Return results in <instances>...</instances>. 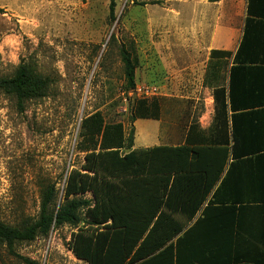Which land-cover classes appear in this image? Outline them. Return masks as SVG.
<instances>
[{
    "label": "rangeland",
    "instance_id": "374dc122",
    "mask_svg": "<svg viewBox=\"0 0 264 264\" xmlns=\"http://www.w3.org/2000/svg\"><path fill=\"white\" fill-rule=\"evenodd\" d=\"M110 2L0 0V78L24 64L51 81L48 95L23 111L0 91V221L8 225L36 221L51 186L62 202L68 174L84 163L81 122L93 113L124 124L128 136L137 99L175 98L161 112L159 144L175 145L185 110L197 123L206 101L164 95L169 88L178 93L184 66H202L213 49L233 51L245 14V0H116L113 21ZM124 44L138 59L135 90L125 79ZM182 97L192 99L180 104ZM77 231L52 229L16 243L15 251L39 264H87L71 250ZM0 264L23 263L0 244Z\"/></svg>",
    "mask_w": 264,
    "mask_h": 264
},
{
    "label": "trees",
    "instance_id": "16d2710c",
    "mask_svg": "<svg viewBox=\"0 0 264 264\" xmlns=\"http://www.w3.org/2000/svg\"><path fill=\"white\" fill-rule=\"evenodd\" d=\"M109 17L116 19V0L110 2ZM120 54L127 85L135 90L138 59L125 44ZM231 59L227 92L218 72ZM245 64L264 72V0H247V18L235 54L218 49L210 52L204 83L214 89L215 115L208 133L198 130L188 114L186 118L192 121L184 144L132 149L134 129L127 136L124 124L107 123L101 112L85 117L79 144L85 152L84 163L68 174L62 202L57 204L54 186L46 189L36 221L22 226L0 221V244L23 264H39L17 254L15 244L71 226L78 228L71 250L87 264H264V242H257L243 226L244 212L249 209L256 220L260 216L263 220L264 204L259 201L264 199L226 195L233 170L243 162H257L258 152L264 151V147H239L243 138L237 127L233 72ZM260 81L258 96L264 97V80ZM50 82L20 64L12 77L0 78V91L15 98L23 111L28 101L48 95ZM166 103L165 97L137 99L131 108L132 122L159 120ZM245 106L264 110V99ZM238 176L236 183L241 187ZM249 179L256 190L257 175L250 174ZM220 180L213 199L194 221ZM248 242L253 246L248 248Z\"/></svg>",
    "mask_w": 264,
    "mask_h": 264
},
{
    "label": "crops",
    "instance_id": "0c3cea01",
    "mask_svg": "<svg viewBox=\"0 0 264 264\" xmlns=\"http://www.w3.org/2000/svg\"><path fill=\"white\" fill-rule=\"evenodd\" d=\"M247 18V0H245V14L243 17L242 27L240 29L239 36L237 40L235 39V47L233 51L226 50L236 53L240 42L242 40L244 26ZM224 50V49H218ZM211 52V51H210ZM210 52L207 57L205 63H202V66L195 65L194 67L190 66L183 67V70L179 72V89L178 93L173 92L171 88H169L164 96H204V100L206 101L204 104V109L199 117V129L203 133H208L214 119L215 115V108H214V98H213V88L205 85V77L208 71L209 59H210ZM233 66L232 59L229 63L221 69L219 75L222 77V85L226 87L227 92L229 91L230 86V78H231V67ZM197 69L198 71H195ZM193 71V72H190ZM233 81H234V96L235 98V105H237L238 114H239V122H237V127L239 128V133L241 134V138H243V142L239 146L241 150H245L251 147H264V110L263 109H248L249 107L245 106L247 103L255 100V99H264L263 96H258L261 88V81L264 80V72H259V70H255L251 65L245 64L236 72H233ZM194 77L193 84L191 85V79ZM214 85V84H213ZM264 85H262L263 87ZM261 95V94H260ZM168 101L175 99V98H167ZM192 98L189 97H182L178 98V101L181 103L188 104ZM167 103L165 104V106ZM164 106V108H165ZM189 115L192 116L191 112H187L185 110L183 117H185V121L179 124H176L179 128V140L175 145L184 144L187 138V133L189 127L191 125V119L188 120L186 117ZM231 113H229V120H228V129L229 132L231 130L232 121H231ZM161 120V121H160ZM164 127V121L162 119L153 120V119H138L134 125L135 130V138H134V146L132 149H145L151 148L154 146H160L161 140V132ZM197 130V132H198ZM249 138V140H245ZM245 140V141H244ZM259 159L257 162L252 160L251 162H243L241 166H237L235 170H233L231 183L229 184V190H227V197H235L238 194H241L242 198L246 200L251 196L257 195L264 199V151L258 152ZM256 156V155H254ZM243 158H247L245 154ZM253 158V157H252ZM241 167V168H240ZM230 165L227 166L226 172L229 170ZM255 169V170H254ZM226 172L222 176L221 180L225 176ZM241 174V182L242 186L238 185L237 180H239L238 176ZM250 174L254 176L257 175L258 179V188L254 190V186L250 184ZM214 187L212 192L207 197L206 202L198 212V215L194 219V221L201 215L202 211L208 205V203L213 199L214 193L216 192L219 184ZM238 187V188H237ZM241 189L239 191L238 189ZM247 202V201H244ZM260 204H264V201H259ZM246 204V203H245ZM255 214H253V210L249 209L244 212L243 216V226L245 230L251 234L257 242H264V218L262 220V216L259 219H255ZM246 249L252 245V243L248 242L244 244Z\"/></svg>",
    "mask_w": 264,
    "mask_h": 264
},
{
    "label": "water",
    "instance_id": "95a60500",
    "mask_svg": "<svg viewBox=\"0 0 264 264\" xmlns=\"http://www.w3.org/2000/svg\"><path fill=\"white\" fill-rule=\"evenodd\" d=\"M137 95H135V98H136ZM135 102V101H134Z\"/></svg>",
    "mask_w": 264,
    "mask_h": 264
}]
</instances>
